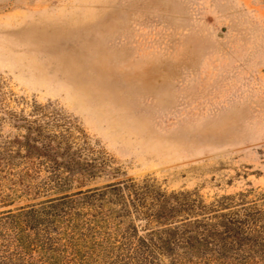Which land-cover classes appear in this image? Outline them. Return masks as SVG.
I'll list each match as a JSON object with an SVG mask.
<instances>
[{"label": "rangeland", "instance_id": "rangeland-1", "mask_svg": "<svg viewBox=\"0 0 264 264\" xmlns=\"http://www.w3.org/2000/svg\"><path fill=\"white\" fill-rule=\"evenodd\" d=\"M33 122L110 158L95 185L264 192V0H0V142Z\"/></svg>", "mask_w": 264, "mask_h": 264}, {"label": "trees", "instance_id": "trees-1", "mask_svg": "<svg viewBox=\"0 0 264 264\" xmlns=\"http://www.w3.org/2000/svg\"><path fill=\"white\" fill-rule=\"evenodd\" d=\"M33 124L23 140L0 142V176L30 199L0 211V264H264V192L206 203L152 177L95 185L119 173L110 158L85 136L78 143ZM18 161L23 173L12 172Z\"/></svg>", "mask_w": 264, "mask_h": 264}]
</instances>
